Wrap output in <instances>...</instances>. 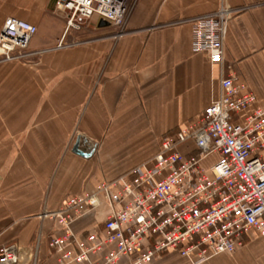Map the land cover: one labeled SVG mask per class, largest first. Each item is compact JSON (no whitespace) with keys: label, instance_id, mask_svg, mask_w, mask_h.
<instances>
[{"label":"crops","instance_id":"crops-1","mask_svg":"<svg viewBox=\"0 0 264 264\" xmlns=\"http://www.w3.org/2000/svg\"><path fill=\"white\" fill-rule=\"evenodd\" d=\"M19 1L16 17L38 32L32 61L0 62V247L18 245L26 253L38 245L45 264L52 260L49 236L63 231L44 212L151 160L164 135L218 97L221 68L192 51L191 23L222 0H135L122 36L87 26L67 34L70 46L62 48L63 14L43 26L21 12L35 0ZM225 2L240 10L228 25L226 64L264 99V0ZM9 16L10 0H3L0 28ZM79 136L97 146L91 158L73 153ZM102 217H84L76 234L97 233ZM152 264L194 263L171 252ZM201 264H264V237L253 231L234 254Z\"/></svg>","mask_w":264,"mask_h":264},{"label":"built area","instance_id":"built-area-1","mask_svg":"<svg viewBox=\"0 0 264 264\" xmlns=\"http://www.w3.org/2000/svg\"><path fill=\"white\" fill-rule=\"evenodd\" d=\"M135 0H55L65 37L87 26L126 32ZM239 9L222 0L214 13L194 19L192 51L221 68L219 95L202 113L164 135L153 158L95 192L68 197L42 217L62 234L50 235L45 264H152L171 252L194 264L234 254L248 235L264 237V99H259L225 59V39ZM36 25L7 17L0 30V62L29 56ZM105 211V214L103 213ZM103 214L97 233L78 236L75 225ZM0 264H43L38 245L23 252L0 247Z\"/></svg>","mask_w":264,"mask_h":264},{"label":"rangeland","instance_id":"rangeland-1","mask_svg":"<svg viewBox=\"0 0 264 264\" xmlns=\"http://www.w3.org/2000/svg\"><path fill=\"white\" fill-rule=\"evenodd\" d=\"M2 2H3V0H0V4H2ZM4 2L6 4L8 2V0H4ZM19 3H20L19 0H10L11 15H15V17H16V11L18 9ZM52 5H53V0H35L33 2V5L31 8L29 7L26 11L22 10L21 12L26 13V14H31V15H33V17L35 16V17L39 18L38 20H40V23H43V26H44V24H45L44 21L50 20L53 17H56V15L62 14V13L58 12L56 9L52 8L53 7ZM17 17L20 19L26 20L25 17H19V16H17ZM52 20H54V19H52ZM26 21H28V20H26ZM30 21H33V20H30ZM1 28H2V26H1ZM1 28H0V30H1ZM79 42H81V40ZM27 53H29L28 57L26 56L23 59L14 60L12 62L29 63L30 61H32V57H36L35 56L36 54H34V52H30V50H28Z\"/></svg>","mask_w":264,"mask_h":264},{"label":"water","instance_id":"water-1","mask_svg":"<svg viewBox=\"0 0 264 264\" xmlns=\"http://www.w3.org/2000/svg\"><path fill=\"white\" fill-rule=\"evenodd\" d=\"M102 27L108 26L107 24H101ZM84 146L88 148L84 149ZM96 145L89 144V142L83 137L79 136L76 140V143L73 147V153L84 158H91L96 150Z\"/></svg>","mask_w":264,"mask_h":264}]
</instances>
